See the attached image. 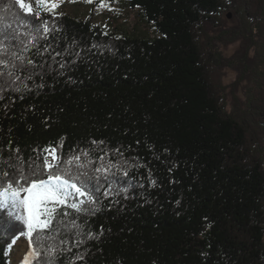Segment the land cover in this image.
Masks as SVG:
<instances>
[{"label":"trees","instance_id":"trees-1","mask_svg":"<svg viewBox=\"0 0 264 264\" xmlns=\"http://www.w3.org/2000/svg\"><path fill=\"white\" fill-rule=\"evenodd\" d=\"M125 1L157 36L58 14L42 54L26 53L43 78L0 100V146L25 158L60 138L65 152L92 140L123 152L106 161L122 165L126 191L86 218L90 236L73 229L57 264H264V0ZM17 11L0 0V17Z\"/></svg>","mask_w":264,"mask_h":264},{"label":"snow or ice","instance_id":"snow-or-ice-1","mask_svg":"<svg viewBox=\"0 0 264 264\" xmlns=\"http://www.w3.org/2000/svg\"><path fill=\"white\" fill-rule=\"evenodd\" d=\"M60 2L35 0L48 19L42 18L41 11L34 12L29 0H14L18 11L12 14V20L0 17V100L6 93L22 92V88H27L26 80L43 78L44 63L26 53L41 55L45 49L40 41L47 40L53 31H60L55 26ZM4 11L10 9L5 6ZM104 143L92 140L95 148L76 146L65 152L60 138L59 143L33 147V155L27 158L19 147H12L11 141L0 146V245L6 246L5 255L21 237H26L27 245L18 264H57L60 245L65 246L64 251L71 250L69 234L73 229L77 237L90 236L84 233L89 223L86 218L103 210V199L126 191L121 184L122 165L106 161L109 151L120 156L123 152L119 148H100ZM98 150L104 154L93 157ZM122 175L127 177L129 173L125 170ZM14 222L21 225L16 232H12ZM82 243L83 240H76L72 246ZM76 259L83 260L84 255L77 254Z\"/></svg>","mask_w":264,"mask_h":264},{"label":"rangeland","instance_id":"rangeland-1","mask_svg":"<svg viewBox=\"0 0 264 264\" xmlns=\"http://www.w3.org/2000/svg\"><path fill=\"white\" fill-rule=\"evenodd\" d=\"M33 3L34 12L42 11L35 5V0H29ZM101 3L103 6L101 7ZM112 9V10H109ZM58 14H68L72 17L82 20H90L95 24L101 25L107 32L114 33L118 36H141L155 37L158 35L157 30L150 23H147L142 17L139 8H132L125 0H62L60 6L56 9ZM231 14V16H229ZM229 21L227 25L232 24V12L227 14ZM239 43H233L222 50L227 55H232L238 48ZM236 77L233 69L225 70L223 81L229 84ZM240 95L244 97L243 90ZM27 245V238L21 237L16 245L11 249V263L18 264L21 259V253Z\"/></svg>","mask_w":264,"mask_h":264},{"label":"water","instance_id":"water-1","mask_svg":"<svg viewBox=\"0 0 264 264\" xmlns=\"http://www.w3.org/2000/svg\"><path fill=\"white\" fill-rule=\"evenodd\" d=\"M229 16H231V14Z\"/></svg>","mask_w":264,"mask_h":264}]
</instances>
